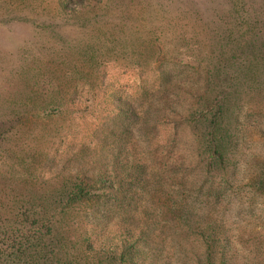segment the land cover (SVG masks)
Listing matches in <instances>:
<instances>
[{"label":"trees","instance_id":"1","mask_svg":"<svg viewBox=\"0 0 264 264\" xmlns=\"http://www.w3.org/2000/svg\"><path fill=\"white\" fill-rule=\"evenodd\" d=\"M13 1L3 4L4 13L23 7L27 19L17 20L31 30L54 34L59 21L68 20L78 32L72 38L73 66L53 56L30 68L21 57L24 84L37 89L51 83L42 77L53 75L47 66L57 69L60 62L67 78L61 74L71 82L54 101L50 93L59 96L60 90L46 85L48 97L41 112L32 115V120L43 115L49 137L54 133L63 141L72 128L60 119L70 117L75 98L103 83V68L110 63L137 69L148 84L136 103L145 102L154 112L157 103L179 102L182 110L170 109L178 118L170 124L187 130H165V140L159 139L163 130L152 125L151 130H119L118 118L137 124V115L114 92L116 116L71 147V156L59 158L56 169L40 173L32 162L41 155L19 157L24 169L31 168L27 174L40 176L31 194L0 196V205L19 207L13 220L0 219V264H264V230L249 227L254 214L244 207L264 201V0H78V5L38 0L39 7L23 0L12 12L7 9ZM101 8L118 14L110 32L101 30L106 16ZM156 15L164 29L176 27L171 30L175 45L184 44L196 65L181 67L179 47H161L166 41L158 36L163 35L156 30L160 26L152 27ZM193 22L203 27L189 35ZM128 29L145 32L143 43L125 40ZM26 73H31L28 79ZM36 100L29 99L31 110ZM16 153L6 151L9 159ZM40 188L45 190L41 197ZM222 199L239 203V227L227 223L226 213L212 215L211 207ZM21 205L26 206L22 212Z\"/></svg>","mask_w":264,"mask_h":264},{"label":"rangeland","instance_id":"2","mask_svg":"<svg viewBox=\"0 0 264 264\" xmlns=\"http://www.w3.org/2000/svg\"><path fill=\"white\" fill-rule=\"evenodd\" d=\"M11 1L12 0H0V196H15L20 192L31 194L30 191L34 189L32 182L36 180L35 177L38 176L37 178H39L40 175L27 174L25 172V169L30 170L31 168L26 167L24 169V166L21 165V161L18 158H23L28 155L29 157L35 156L36 158L38 155H41L39 159L36 158L37 161L32 162L39 166V169H34L38 170L40 173H42L43 170H46L45 174L49 173L48 169H56L57 167L55 165L59 158H64L63 160H65L68 158V155L71 156V152L67 153L71 147H78L80 143L83 144L85 142V139L89 135H91L93 131L101 128L104 119H113L114 116H116L117 109L115 107V101H119L118 99H121L120 101H128L129 103L127 104V107L130 106V108H133L135 114L137 115V117L135 118L137 124H133V122L131 121L127 122L124 119L118 118L117 122L120 126L119 130H137V127L139 128L138 130H151L152 125L154 130H163L159 134V139L161 140H165L167 134L165 130H168L169 133L172 132L171 130H187V128H184V125L179 126L170 124L171 121H173L174 123L178 119L177 117H174L170 109L177 108V111L179 112L182 110L179 109V102H177L176 105L175 103H167L163 105H159V103H157V105L153 107L154 112L152 111L151 105L147 106V103L145 102H141L140 104L136 103V99L141 92V88H145L147 83L144 82V79L139 75L137 69H133L132 67L128 66L124 67L121 64L110 63L103 68L102 72L103 77L105 78L103 80V83L93 89V92L83 93L81 97L75 98L73 103V105H75V107H73L74 111L70 114V117L66 119H60L63 124H65L69 128H72L71 130L67 131L68 134L63 138V141H61L60 143L59 140H61L62 138H55L56 136H54V133L52 137H49L46 134L47 129L45 127V123L47 122L44 119L43 115H40V117H37L33 120L32 115L41 112L40 107L42 106V104L44 105V102L46 101V98L44 99V97H48L46 96L45 92H43L46 85L48 86V84H51L52 88L56 86L54 90H60V94L59 96H57L54 93H50V89L47 88L46 92L50 93L51 96L54 97V99L50 97L53 101L61 99L63 94L67 93V90H65L64 88L65 83L71 84V82L68 79L66 80L67 77L63 72L62 63L65 62L67 66H73L74 64H77L75 61L76 58H73V56L75 55H72L77 52V50L74 49L76 44H73L72 38L75 37V34L78 32L73 27V25L68 22V20L59 21L61 26L59 25V28H56L57 33L54 34H51L52 31L50 29L44 32V30L40 29L41 27H37L36 29H39L37 31H35L34 29L31 30V28H28L26 25H23L21 24V22H19L23 21V19L17 20L18 18L27 19V14H23L22 12L26 11L23 9V7L16 13H4L6 8H3V4H9V2ZM31 1L33 2V7H39L38 0ZM78 2V0H75L76 5H78ZM23 4H25L23 3V0H19V2H16L14 0L7 10L15 12L14 9L17 6L21 7ZM172 5L173 4L168 3V7H172ZM102 9L103 8L100 9L101 14L106 16L102 19L104 21V24H101L104 30H101L103 32H107L110 28L109 25L117 23L115 20H117L118 14L109 11L108 8H106L105 12L102 11ZM163 10H160L159 13H162ZM15 14L17 15L13 16ZM156 17L157 19L155 20V24H153L152 27H156L158 24L160 28L156 30L162 31L163 34L158 36L161 40L166 41V43L161 44V47L164 50H167L169 45L170 48L175 47L177 50L179 45H175L177 43L175 39L176 36L171 33V30H176V27H171L169 30V27H167V29H164L165 27H163V21L162 23H157L160 15H156ZM41 18H38L35 15L34 19L40 22L42 20ZM7 19L13 20L9 21ZM140 24L142 25L143 22H141ZM140 24L137 23L133 26L139 27ZM181 26L182 25L178 26V32L180 31ZM188 27L190 28L189 35H193L199 33L203 25L200 22H193V24L188 25ZM188 27H186V34H188ZM111 30L112 29L110 28V31ZM150 30H152L151 27ZM57 34H59V37L54 38V36ZM145 35L146 33L141 32V29L139 31H136L135 29H128L122 37L125 40L133 41L136 45H140V43H143L141 38ZM171 41H173V43ZM142 47L143 46H140L139 48ZM179 49L181 50L183 55L179 60L176 59V61L180 63L181 67L185 68L187 65H196L197 62H194V59L189 54V52L185 51L187 47H185L184 44H180ZM65 53L67 54L65 55ZM53 56L57 61H64L60 62L57 69H53V65L51 64L47 66L48 69H50L48 72L53 73V75H43L42 78L47 79V77H49L48 80H50L51 78V83H46V85H43V87H37V89L35 87H31L29 84H24L26 77L24 75V71H22L23 64L21 62V57L24 58V60H26V64H29V67L32 68L36 65V63L39 64L41 61L46 62L49 58H53ZM152 64L155 65L154 62H152ZM26 68L28 67L26 66ZM34 70H36V68ZM57 70L58 73L54 76ZM60 70L66 78L63 76V74H61ZM30 74L31 73H26L27 79ZM80 85L81 84H79V87ZM110 85L112 86L109 88ZM171 86L173 87L172 89H174V92L176 90V86ZM62 89L64 91H62ZM89 90H91L90 87L88 91ZM145 90H148V87H146ZM114 92H120V96L118 99H115V97H113L112 94ZM149 95H152V92H150ZM30 98H34L35 100L37 98L36 102L34 103L35 105L33 110L30 109L32 107H28V104L31 105L29 101ZM155 112L156 114H154ZM154 118H158L161 121L156 122L154 121ZM250 119L251 122H254L255 120L254 118ZM60 120L54 119V121H56V125H59L61 123ZM156 123L157 128L155 129L154 126H156ZM39 134L41 135V140L38 139ZM253 134L254 132L252 133V135ZM253 138H256L255 134L253 135ZM89 145L92 146L94 145V143H89ZM256 146H258V144ZM35 148L37 152H29L30 150H33ZM8 149L17 150L16 155H14L12 159H9L11 157H8L6 154V151ZM44 149L53 152L56 158L54 157V155L52 156V153H50V156H46L42 152V150ZM252 149L254 151H257L258 148L252 147ZM65 154L67 155L65 156ZM26 162L29 164L27 158ZM50 164H52L51 168ZM58 165H61V163L58 162ZM46 177H48V175H46ZM44 194L45 190L40 188L37 196L41 197ZM28 196L29 195H27L26 197ZM227 200L228 199H222L220 204L212 206V215L216 217L218 216V213H226L229 219L228 221L226 220L227 223L229 225L230 223H232V227H239V225H237V220L240 219L235 214V210L238 209L239 206L237 205L239 203L232 200L227 204ZM20 202L24 203V199H20L19 203ZM3 204L4 205H0V219L7 221L13 220L19 207H16V209H14V207H11V204L7 205L6 201H4ZM225 204L228 209L227 211L224 210ZM25 207L26 206L21 205L20 212H22ZM244 207L246 210L250 209L252 211V214H254L253 223H248L249 227L252 225L255 229L257 228L261 231L264 230L263 199H257V201L250 206H248V204L246 203ZM244 215L245 214H243V216ZM232 217L234 218L233 220H231ZM261 220L263 223H261ZM174 262L171 260V264H185L183 262H177V260H175Z\"/></svg>","mask_w":264,"mask_h":264}]
</instances>
